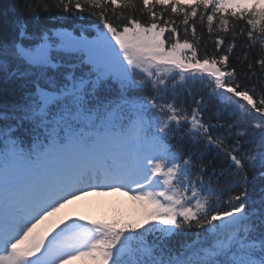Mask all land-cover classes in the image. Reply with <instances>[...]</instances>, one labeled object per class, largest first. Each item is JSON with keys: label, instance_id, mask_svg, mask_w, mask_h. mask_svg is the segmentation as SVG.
Segmentation results:
<instances>
[{"label": "snow or ice", "instance_id": "obj_1", "mask_svg": "<svg viewBox=\"0 0 264 264\" xmlns=\"http://www.w3.org/2000/svg\"><path fill=\"white\" fill-rule=\"evenodd\" d=\"M21 7L33 29L20 16L0 36V264H264V185L249 190L251 171L264 180V0ZM225 116L243 152L214 135ZM210 146L231 161L219 172ZM100 192L131 194L140 219H55Z\"/></svg>", "mask_w": 264, "mask_h": 264}, {"label": "trees", "instance_id": "obj_2", "mask_svg": "<svg viewBox=\"0 0 264 264\" xmlns=\"http://www.w3.org/2000/svg\"><path fill=\"white\" fill-rule=\"evenodd\" d=\"M34 3L39 2V0H33ZM49 6L51 7L52 5V0H47ZM23 3V0H0V36H5L8 35L11 32V28H12V21L13 19H15L16 17H20L23 16L24 19H26L28 21L29 24V28H33L30 26L34 25V22L32 21L31 17L28 15L27 10L23 9L21 7ZM58 10L55 8H52V13L55 15L57 14ZM41 18L43 20L45 14L41 12ZM87 15V14H85ZM88 19L91 20H95V18H91L89 17ZM97 24H99V21H95ZM78 24H82L83 28L86 29L84 31L85 34L90 35V36H94L96 34V32L93 30V28L86 22H77ZM76 25H74L73 27H75ZM100 27L102 28V25H100ZM71 30V29H70ZM197 31L200 32L201 28L199 25H197ZM76 34H79V31H77ZM205 40H207V32L204 31L203 33ZM246 38L245 37H241L240 40L238 41L239 44H243L244 40ZM208 42V47L209 50L212 49V43L211 41H207ZM203 47H201V52H203ZM242 49L240 47H238L231 60L230 63L236 67V70L238 73H240V80L241 78H243V81L241 80L242 83H247L250 86L252 85H256V91L257 94L260 91V83L257 81L256 77H253V79L251 81L246 80L244 78V71L245 68L240 67V65L237 63L236 61V55L241 54ZM256 53H257V49H253L252 53L250 54L253 58L256 57ZM246 67V66H245ZM261 80H264V77L260 78ZM12 86H6L3 82H0V91H10ZM181 99H183V95L181 94ZM215 109H213L212 112L208 113V116L212 117V122L213 123H217L216 118H215ZM220 123L225 124V127L223 128H218L215 132L214 135H219L221 137L225 138V143L227 146L231 147L234 146L236 143V140L239 139L240 140V144H241V152H243L244 150H246L247 148L250 147V145L245 144L244 140L246 139V137H237L236 136V131H239V129H233L232 131V135L229 136L228 134V129L226 127L227 124L232 123V119L228 118L227 116H225ZM173 143H175V141H173ZM201 148H203V146H201ZM204 151V160L205 163H208V161H212V166L216 168V171L219 172L220 169L226 168L227 165L229 163H231L230 160L226 159L224 153L219 152L218 149H216L214 146H210L207 149H203ZM209 171H211V168H209ZM261 169H255L253 171H251L249 173V179H250V191L253 192L254 196L257 195L259 193V189L262 185H264V180H261L259 173H260ZM207 178V177H206ZM215 180V178H213ZM222 186V184H221ZM225 199H227V197H225ZM192 231H197L196 229H193Z\"/></svg>", "mask_w": 264, "mask_h": 264}, {"label": "rangeland", "instance_id": "obj_3", "mask_svg": "<svg viewBox=\"0 0 264 264\" xmlns=\"http://www.w3.org/2000/svg\"><path fill=\"white\" fill-rule=\"evenodd\" d=\"M95 36L84 35L88 41L93 40ZM130 196L131 194L124 195L122 192L89 193L77 200L71 201L57 214L55 219H64L71 216L84 217L87 220H96L101 218L102 211L110 208V210L119 213L120 221H136L140 219L141 209ZM73 263L85 264L84 261L80 260L73 261Z\"/></svg>", "mask_w": 264, "mask_h": 264}, {"label": "bare ground", "instance_id": "obj_4", "mask_svg": "<svg viewBox=\"0 0 264 264\" xmlns=\"http://www.w3.org/2000/svg\"><path fill=\"white\" fill-rule=\"evenodd\" d=\"M30 27H33V26H30ZM33 28H29V31H31ZM241 80L243 81V78H241ZM247 84V83H246ZM248 86L249 87H252V86H250L249 84H248ZM82 197V196H81ZM80 198V197H79ZM79 198H77V199H79ZM77 199H75V200H77Z\"/></svg>", "mask_w": 264, "mask_h": 264}]
</instances>
